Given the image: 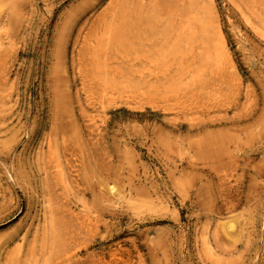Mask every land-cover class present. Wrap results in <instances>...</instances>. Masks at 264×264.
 <instances>
[{
	"label": "rangeland",
	"instance_id": "obj_1",
	"mask_svg": "<svg viewBox=\"0 0 264 264\" xmlns=\"http://www.w3.org/2000/svg\"><path fill=\"white\" fill-rule=\"evenodd\" d=\"M0 264H264V0H0Z\"/></svg>",
	"mask_w": 264,
	"mask_h": 264
}]
</instances>
